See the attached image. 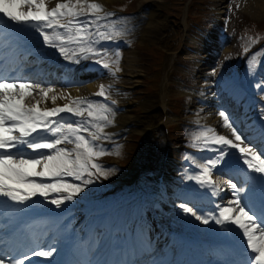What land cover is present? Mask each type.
<instances>
[{
    "label": "snow or ice",
    "instance_id": "6c2138e0",
    "mask_svg": "<svg viewBox=\"0 0 264 264\" xmlns=\"http://www.w3.org/2000/svg\"><path fill=\"white\" fill-rule=\"evenodd\" d=\"M50 5L51 0H0V20L6 18L10 22L4 27L21 26L13 31L37 33L42 44L56 49L64 60L76 64L91 60L116 78L122 59L116 42L126 34L118 25L127 18L107 12L95 0H56L54 6ZM257 42L250 39L253 45ZM248 51L245 47L244 52ZM259 60V54L249 59L250 75L254 74ZM255 87L264 99V83ZM94 95L103 99L57 94L54 87L0 74V197L27 205L39 196L60 208L88 185L101 177L107 179L116 171L99 163L106 155L120 154L118 144L113 149L104 147V142L112 141V134L105 129L114 126L116 113L112 105L116 101L111 100L110 86L103 84ZM58 99L68 102L58 105ZM49 100L52 107L47 106ZM64 113L69 115L62 116ZM261 114L264 119V108ZM219 116L232 138L201 126L190 146L214 155L199 158L186 155L189 164L199 170L186 179L218 196L223 189L213 179V173L231 153L246 165L247 171L261 174L264 183V156L246 142L225 112L221 111ZM227 185L232 198L213 202L214 207L208 212L184 203L180 208L201 224L214 222L224 232L237 237L241 241V264H264V198L258 206L254 205L243 195V185L238 187L231 180ZM54 254L55 249L48 247L35 249L23 257L0 255V264L6 261L25 264L33 256L50 258Z\"/></svg>",
    "mask_w": 264,
    "mask_h": 264
},
{
    "label": "bare ground",
    "instance_id": "6f19581e",
    "mask_svg": "<svg viewBox=\"0 0 264 264\" xmlns=\"http://www.w3.org/2000/svg\"><path fill=\"white\" fill-rule=\"evenodd\" d=\"M100 3H104L105 5H108L110 3H113L116 0H98ZM215 1H219L222 2L224 0H215ZM245 5L247 10H254V15H258V11H263L264 10V0H246L245 1ZM155 18V13H151V21L148 22L146 24V28L143 30L141 38H143L144 36L149 35L150 33H154L155 30L159 29L161 27L159 22H155L154 20ZM218 43L216 41H211V47L208 51H206L202 56H200L201 58H204V60L206 61V65L208 63H210L212 60H214V53L216 52V48H217ZM128 51V52H127ZM125 52V57L123 59V64H122V69H123V74L127 75L130 74L132 71H135V67H136V63H137V58L134 57L133 52L127 50ZM205 66V65H204ZM205 79H207V75L205 76ZM104 82V84L107 83V80H102ZM209 82H204L203 88L206 89L205 91H203V93L207 94L208 97L206 98V105H208L209 107L206 108L205 112L202 114L201 117L196 118V120H194V122H198V120H202L204 122L205 125L209 126V127H217L219 125L222 124V118L219 116V113L221 112V109H223L222 105L219 103V101H217L218 99V95H212V92L210 91L211 86H206ZM56 89L57 94L59 93H63L66 95V93H68L71 97H77L80 96L81 90L85 91L87 90L89 91H96L97 88L99 87V85L97 83L94 84H90L87 87L84 88H74L71 90H67L64 91L61 88L57 87V86H52ZM67 101L64 99H58L57 100V104H64ZM44 104H41V107H43ZM47 106H53L51 104V101L49 100L47 102ZM132 119V115L129 114L128 111L126 112H121V114H117V123H119V125L123 126L126 125L127 123H130ZM238 126V123L235 125V127ZM120 128V126H119ZM238 130V129H237ZM143 132V131H142ZM246 130H242V133H245ZM229 138H232L231 135H226ZM246 138V142H250V145H252L251 141H249V136H244ZM229 190H231L230 188H228ZM229 190H223L222 192V197L227 201L228 199L232 198V194L231 191Z\"/></svg>",
    "mask_w": 264,
    "mask_h": 264
},
{
    "label": "rangeland",
    "instance_id": "374dc122",
    "mask_svg": "<svg viewBox=\"0 0 264 264\" xmlns=\"http://www.w3.org/2000/svg\"><path fill=\"white\" fill-rule=\"evenodd\" d=\"M140 3V0H138V4ZM134 7H136V6H134ZM243 18V17H242ZM243 20H244V23H246V24H248L247 22H246V19L245 18H243ZM235 21H236V19H235ZM144 44V41L142 42V43H140V42H138V46H137V50L138 49H142V48H145V47H148V48H152V46H153V42H149V41H147V46H144V47H142V45ZM148 50V49H147ZM143 51V50H142ZM150 52L155 56V51H154V49L152 48V49H150ZM155 65V64H154ZM221 68V66H218V69H220ZM151 69V68H150ZM153 71V70H152ZM151 73H154V72H151ZM154 74H152V76H153ZM153 87V86H152ZM194 108L192 107L191 108V110H193ZM184 113H186V108H185V106H184V108H183V110H182ZM192 114V113H191Z\"/></svg>",
    "mask_w": 264,
    "mask_h": 264
}]
</instances>
